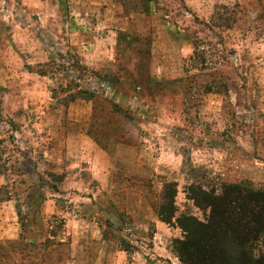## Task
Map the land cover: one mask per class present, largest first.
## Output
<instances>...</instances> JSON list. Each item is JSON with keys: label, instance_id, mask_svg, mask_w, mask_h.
Instances as JSON below:
<instances>
[{"label": "rangeland", "instance_id": "374dc122", "mask_svg": "<svg viewBox=\"0 0 264 264\" xmlns=\"http://www.w3.org/2000/svg\"><path fill=\"white\" fill-rule=\"evenodd\" d=\"M27 55L56 83V111L88 89L92 137L137 145V185L157 208L176 188L177 218L209 225L212 210L193 200L198 188L212 197L228 184L264 191V0H0V200L16 201L20 233L0 240V264H56L66 250L56 242L61 215L52 202L42 207L62 183L56 156L15 136L25 124L36 130L40 114L24 119L19 101L6 114L7 92L28 81ZM165 86L169 116L152 112ZM8 229L0 225V237ZM184 238L180 230L175 239ZM263 255L260 239L253 256Z\"/></svg>", "mask_w": 264, "mask_h": 264}, {"label": "crops", "instance_id": "0c3cea01", "mask_svg": "<svg viewBox=\"0 0 264 264\" xmlns=\"http://www.w3.org/2000/svg\"><path fill=\"white\" fill-rule=\"evenodd\" d=\"M38 1L42 6L48 3V0ZM32 32L28 29L23 34ZM40 32L51 34L50 31ZM27 44L30 45L28 42L25 46ZM25 58L28 59L25 65L30 69L26 71L28 81L20 90L7 92V101L12 104L8 102L6 114L13 115L16 101L24 119H30L36 109L37 115L40 114L36 130L25 124L15 136L31 135L29 143L36 148L45 144L48 153L56 156V175L62 177V183L47 200L44 198L42 205L44 208L52 202L56 215L62 218V236L56 235V242L66 250L56 253V264H181L173 250L181 229L162 221L159 208L143 196L137 185L141 183L136 180L141 172V162L135 160L137 145L112 140L102 146L92 137L93 99L76 98L56 111V83L51 80L53 85L48 83L51 76L36 73L33 70L36 62L28 55ZM6 80L10 81L8 77ZM164 88L166 90L155 97L152 112L169 116L173 98L171 89ZM206 95L214 98L212 94ZM42 96L48 104L40 103ZM20 144L26 145L22 141ZM51 198L56 200L53 202ZM2 209L5 216L1 215ZM18 214L16 201L0 200V225L9 228L3 233L5 237H0L5 243H16L20 239L14 222ZM108 227L112 228L113 235L108 236ZM123 227L130 234L128 241L119 236H124Z\"/></svg>", "mask_w": 264, "mask_h": 264}, {"label": "trees", "instance_id": "16d2710c", "mask_svg": "<svg viewBox=\"0 0 264 264\" xmlns=\"http://www.w3.org/2000/svg\"><path fill=\"white\" fill-rule=\"evenodd\" d=\"M70 98L92 100L93 96L79 89ZM175 196L176 188L171 202L161 204L158 213L167 224L177 222L175 226L185 233L184 241L174 242L179 245L181 264H264V255L253 256V246L264 239V191L228 184L222 186L221 195L212 197L198 188L193 200L198 207L212 210L209 225L190 217L178 219Z\"/></svg>", "mask_w": 264, "mask_h": 264}]
</instances>
